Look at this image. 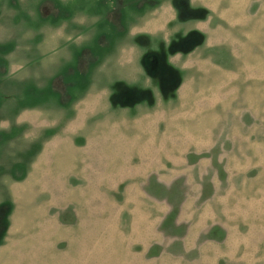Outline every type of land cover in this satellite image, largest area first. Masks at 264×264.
Segmentation results:
<instances>
[{
	"label": "rangeland",
	"instance_id": "obj_1",
	"mask_svg": "<svg viewBox=\"0 0 264 264\" xmlns=\"http://www.w3.org/2000/svg\"><path fill=\"white\" fill-rule=\"evenodd\" d=\"M0 264H264V0H0Z\"/></svg>",
	"mask_w": 264,
	"mask_h": 264
}]
</instances>
